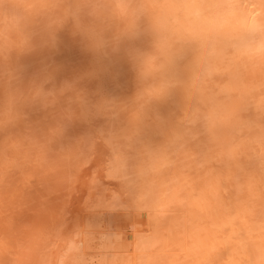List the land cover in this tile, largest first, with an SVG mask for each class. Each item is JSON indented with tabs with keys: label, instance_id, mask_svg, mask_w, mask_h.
<instances>
[{
	"label": "bare ground",
	"instance_id": "obj_1",
	"mask_svg": "<svg viewBox=\"0 0 264 264\" xmlns=\"http://www.w3.org/2000/svg\"><path fill=\"white\" fill-rule=\"evenodd\" d=\"M166 2L0 45V264H264V0Z\"/></svg>",
	"mask_w": 264,
	"mask_h": 264
},
{
	"label": "clouds",
	"instance_id": "obj_2",
	"mask_svg": "<svg viewBox=\"0 0 264 264\" xmlns=\"http://www.w3.org/2000/svg\"><path fill=\"white\" fill-rule=\"evenodd\" d=\"M78 9L84 8L97 27L114 26L118 37L131 38L135 35L140 9L137 0H75ZM202 8L207 19L211 18L212 0H203ZM162 7L176 15L183 14L187 5L184 0H168ZM58 8L57 0H0V45L5 41L12 43L18 39L23 45L26 41L21 28L28 22H40L46 15ZM200 22H203V18ZM264 47V40L260 41ZM264 153V127L256 141Z\"/></svg>",
	"mask_w": 264,
	"mask_h": 264
}]
</instances>
